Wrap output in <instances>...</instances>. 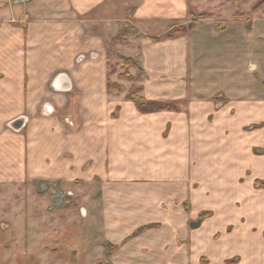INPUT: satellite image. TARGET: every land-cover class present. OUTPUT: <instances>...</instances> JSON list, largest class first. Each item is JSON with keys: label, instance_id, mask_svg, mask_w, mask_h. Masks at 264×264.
Listing matches in <instances>:
<instances>
[{"label": "crops", "instance_id": "obj_1", "mask_svg": "<svg viewBox=\"0 0 264 264\" xmlns=\"http://www.w3.org/2000/svg\"><path fill=\"white\" fill-rule=\"evenodd\" d=\"M17 1L0 0V23L6 22L0 27V73L5 75L0 79V130L26 110L53 105L51 94L58 111L72 113L68 105L75 92L80 96L75 113L84 127L65 138L66 124L44 116L28 121L27 139L0 131V165L51 160L60 177L99 178L105 196L100 220L104 239L111 243L122 244L148 223L162 224L125 243L119 264H264V32L254 37L247 29L249 42L231 49L247 54L254 77L249 87L241 70L229 71L230 92L225 94L224 65L207 73L201 46L192 43L200 29L212 25L198 24L177 39L151 40L188 16L190 0ZM130 10L140 30L143 23L164 25L162 34L149 37L141 31L145 37L120 46L140 60L143 98L188 100L184 113L144 115L132 101L112 100L106 41L113 23L127 21ZM21 16L30 19L27 34L10 24ZM207 78L215 79L216 93L203 88L207 83L200 87ZM221 93L226 102L215 104ZM68 153L70 158H61ZM212 182L216 186L208 185ZM208 190L224 199L205 204L199 197ZM208 211L213 217L199 219ZM198 221L201 225L193 228Z\"/></svg>", "mask_w": 264, "mask_h": 264}, {"label": "rangeland", "instance_id": "obj_2", "mask_svg": "<svg viewBox=\"0 0 264 264\" xmlns=\"http://www.w3.org/2000/svg\"><path fill=\"white\" fill-rule=\"evenodd\" d=\"M207 3L205 0H190L188 16L172 22L168 26L167 32L171 29L174 32L181 31L173 36V39H177L191 34L198 24L212 25V29L211 27L200 29V33L195 34L196 37L192 41V43L196 42L201 46L199 53L204 55V61L209 63L204 65L205 71L207 73L216 72L218 67L221 69L222 64L224 65L227 78L223 87L225 94L227 91L230 92L227 89L230 82L228 74L234 69L241 70V76L247 77L246 85L250 87L254 73L248 70V56L238 50L232 51L231 49H237L249 42L247 29L253 30L254 37L263 34L264 0H209ZM15 5H24V2L17 1ZM132 15L133 11L130 10L127 21L113 23L112 31L106 41L109 80L111 86H114L112 91H108L112 100L117 98L131 101L133 98H143L144 70L142 73L139 69V67L142 68L140 60L134 58L133 55L130 56L131 52L121 49L120 46L128 44L135 38L145 37L143 33H149V37L163 33L164 25L162 23H143L140 26L142 30L138 29L136 24H133ZM121 19L124 20V17ZM29 21L28 17L21 16L10 24L24 29L27 34L26 27ZM3 24L6 22H1L0 27ZM192 26L195 28L190 32ZM214 31L216 34L211 36ZM254 37H252L253 40ZM153 38L151 37V40ZM257 41L258 44H263L259 40ZM218 46L221 52H218ZM262 51L264 52L263 47H261ZM108 54L111 56L110 60ZM237 61H242L239 66ZM58 76L59 74L54 76L51 84ZM4 77L5 75L0 73V79ZM203 83H207L203 86L204 89L213 90L216 93L215 79L207 78L200 81V87ZM222 95L221 93L219 97H214L215 104L226 102V98ZM41 99L40 103L44 104L47 97H41ZM51 99L54 101L52 102L56 111L49 118H58L66 124L63 131L65 138L68 135L72 136V134L81 132L84 126L78 114L75 113L80 105L78 93L75 92L69 98L68 110L73 107L72 113L67 112L66 109L65 112L58 111L55 105L56 96H51ZM3 101L2 99L1 102L3 103ZM177 102V111L174 112L184 113L188 106V100ZM1 110L4 111V108ZM119 112L118 108L113 117L117 118ZM22 115L25 116L18 118L26 117L28 121L32 122L35 119L46 118L40 112L27 110ZM72 115L75 116V119ZM68 116L73 122L63 120L69 118ZM16 119L7 121L0 130L1 133L27 139V126L19 132L9 126ZM1 121H3L2 117H0ZM28 121L26 125H28ZM51 129L58 135L57 128L51 126ZM9 142L13 143L11 140ZM37 156L39 155L34 154V157ZM3 157L6 159L5 156ZM62 157L70 158L71 154L68 153L67 156L64 154ZM12 164L14 166L11 167H7V164L6 169H4V164L0 165V169L4 172V175L0 176V264H119V251L125 243L146 232L162 228V224L148 223L135 230L122 244L111 243L104 239V226L100 220L105 196L103 182L99 178L60 177L56 174L58 167L56 161L51 160L45 163L39 159L31 162L26 159L25 162L21 161L20 166H18V162ZM8 168L11 169L8 170ZM213 184V182L208 183L209 186ZM217 187L219 186L217 185ZM220 195L221 193L208 190L199 197V200L211 205L224 199ZM207 213L210 214V218L213 217L214 213L208 211L201 214L199 219ZM97 216H99L98 219ZM206 261L207 259L204 260V262Z\"/></svg>", "mask_w": 264, "mask_h": 264}, {"label": "trees", "instance_id": "obj_3", "mask_svg": "<svg viewBox=\"0 0 264 264\" xmlns=\"http://www.w3.org/2000/svg\"><path fill=\"white\" fill-rule=\"evenodd\" d=\"M194 28L195 27L192 26V28L190 29V32L193 31ZM180 32L181 31H177V32L175 31L174 32V30L171 29L166 34H164V35H162L160 37L153 38V41L154 42H162V41L170 40V39H173V36L175 34L180 33ZM110 58H111V56L108 54V59L110 60ZM139 69L143 73V69L141 67H139ZM109 79L110 78L108 76L107 88H108V91H112L114 86H111V83H110ZM131 101L134 102L137 110L141 114H144V115L153 114V113H159V112H174V111H177V107H176V104L178 103L177 101H167V100L148 101L145 98H140V99L133 98ZM216 102H217V100H216ZM257 183H258V186H261L260 185L261 182H257ZM209 216H210V214L207 213L202 218H208Z\"/></svg>", "mask_w": 264, "mask_h": 264}, {"label": "water", "instance_id": "obj_4", "mask_svg": "<svg viewBox=\"0 0 264 264\" xmlns=\"http://www.w3.org/2000/svg\"><path fill=\"white\" fill-rule=\"evenodd\" d=\"M21 3H23L24 1L23 0H20ZM97 56L93 55L92 58H96ZM81 59H84V58H81ZM64 73H61L60 75H62ZM58 78V77H57ZM56 78V79H57ZM56 79L54 81L53 84L50 85V90L52 92H56V88H55V84H56ZM40 113L43 115V116H46V117H50L52 116V114H54V109H53V105L51 103H48L44 106V108H42L40 110ZM27 118L26 117H21V118H18L16 120H14L13 122H11V124L9 125L11 128H13L16 132H19L21 131L25 126H26V123H27ZM201 225V222L198 221L196 223H193L192 224V227L193 228H198L199 226Z\"/></svg>", "mask_w": 264, "mask_h": 264}, {"label": "built area", "instance_id": "obj_5", "mask_svg": "<svg viewBox=\"0 0 264 264\" xmlns=\"http://www.w3.org/2000/svg\"><path fill=\"white\" fill-rule=\"evenodd\" d=\"M51 96L53 97V94L50 95V98H51ZM55 120H56L57 122H59V121H58V118H55Z\"/></svg>", "mask_w": 264, "mask_h": 264}]
</instances>
